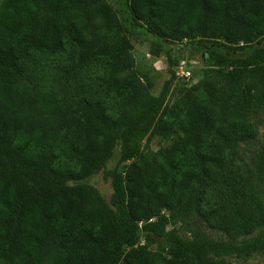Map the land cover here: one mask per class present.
<instances>
[{
	"label": "trees",
	"instance_id": "1",
	"mask_svg": "<svg viewBox=\"0 0 264 264\" xmlns=\"http://www.w3.org/2000/svg\"><path fill=\"white\" fill-rule=\"evenodd\" d=\"M114 2H0V264L264 255V141L247 163L239 151L264 113V0ZM133 37L166 54L157 95ZM182 44L204 68L173 96ZM43 63L54 88L30 86ZM101 169L110 202L87 182Z\"/></svg>",
	"mask_w": 264,
	"mask_h": 264
},
{
	"label": "rangeland",
	"instance_id": "2",
	"mask_svg": "<svg viewBox=\"0 0 264 264\" xmlns=\"http://www.w3.org/2000/svg\"><path fill=\"white\" fill-rule=\"evenodd\" d=\"M2 0H0L1 2ZM108 2L113 6L114 9L118 10L114 0H108ZM120 15L115 14L112 17V20L108 21L107 23H103L100 26V30L102 33L104 31L108 32L112 26L113 20L115 22L119 21ZM108 29V30H107ZM130 42L132 45V55L134 57L137 69L147 73L150 79L153 82V89L152 93L157 95L162 83L169 78V65L167 62L166 54L162 53L160 57H154L150 53V44L147 41H144L140 37H133L130 38ZM180 49L183 51L181 55L177 58V65L185 64L186 67L191 71V78L190 80L186 81L181 78H178L172 86V95L176 96L179 90L182 88H189L193 84H195L200 79L201 70L204 68L203 64V54L199 52H194L191 49V45L189 44H182L179 46ZM40 69H37L35 73L32 75V79L30 81V86L35 87L38 89H49L54 88L56 86L55 81V72L52 65L48 63L42 64ZM176 72L178 70H175ZM260 124L258 126V137L255 143L242 146L239 151L243 152L244 161L247 163L251 159L252 155L259 150L260 144L264 141V113L260 115ZM144 142L142 143V145ZM158 139H154L151 143V149L156 150L159 145ZM119 151L120 147L118 146L115 148L114 154L112 159L108 162L107 167L112 169L115 167L118 158H119ZM103 171H99L92 175L87 182L94 186L103 198L110 202L112 198V187H111V179L108 177L103 176ZM163 214L166 215L164 212ZM206 233L209 237L214 239H225L226 237L219 232L205 229ZM181 236L186 237L185 234L181 233ZM227 262L229 264H264V255L263 254H255L249 258H237V257H230L227 258Z\"/></svg>",
	"mask_w": 264,
	"mask_h": 264
},
{
	"label": "built area",
	"instance_id": "3",
	"mask_svg": "<svg viewBox=\"0 0 264 264\" xmlns=\"http://www.w3.org/2000/svg\"><path fill=\"white\" fill-rule=\"evenodd\" d=\"M176 77L177 78H182L183 80H190L191 78V71L186 67L185 64H179L176 66Z\"/></svg>",
	"mask_w": 264,
	"mask_h": 264
},
{
	"label": "water",
	"instance_id": "4",
	"mask_svg": "<svg viewBox=\"0 0 264 264\" xmlns=\"http://www.w3.org/2000/svg\"><path fill=\"white\" fill-rule=\"evenodd\" d=\"M177 56H178L177 53H175V54L173 55V57H174V64H175V67L177 66V60H176ZM102 170H103V169H101V171H102Z\"/></svg>",
	"mask_w": 264,
	"mask_h": 264
}]
</instances>
